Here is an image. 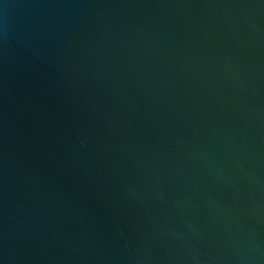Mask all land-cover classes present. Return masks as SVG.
Listing matches in <instances>:
<instances>
[{
    "label": "water",
    "instance_id": "water-1",
    "mask_svg": "<svg viewBox=\"0 0 264 264\" xmlns=\"http://www.w3.org/2000/svg\"><path fill=\"white\" fill-rule=\"evenodd\" d=\"M0 264H264V0H0Z\"/></svg>",
    "mask_w": 264,
    "mask_h": 264
}]
</instances>
